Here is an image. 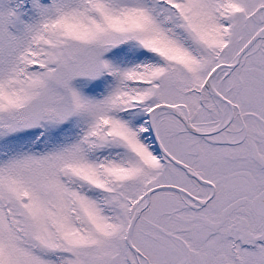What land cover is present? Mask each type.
<instances>
[{
    "label": "snow or ice",
    "instance_id": "snow-or-ice-1",
    "mask_svg": "<svg viewBox=\"0 0 264 264\" xmlns=\"http://www.w3.org/2000/svg\"><path fill=\"white\" fill-rule=\"evenodd\" d=\"M0 264H264V0H0Z\"/></svg>",
    "mask_w": 264,
    "mask_h": 264
}]
</instances>
